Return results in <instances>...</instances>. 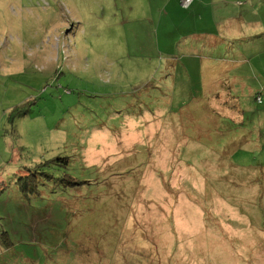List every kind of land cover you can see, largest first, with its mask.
<instances>
[{
	"label": "rangeland",
	"instance_id": "1",
	"mask_svg": "<svg viewBox=\"0 0 264 264\" xmlns=\"http://www.w3.org/2000/svg\"><path fill=\"white\" fill-rule=\"evenodd\" d=\"M214 1L0 0V264H264V0Z\"/></svg>",
	"mask_w": 264,
	"mask_h": 264
},
{
	"label": "built area",
	"instance_id": "2",
	"mask_svg": "<svg viewBox=\"0 0 264 264\" xmlns=\"http://www.w3.org/2000/svg\"><path fill=\"white\" fill-rule=\"evenodd\" d=\"M183 7H187L193 0H179Z\"/></svg>",
	"mask_w": 264,
	"mask_h": 264
},
{
	"label": "crops",
	"instance_id": "3",
	"mask_svg": "<svg viewBox=\"0 0 264 264\" xmlns=\"http://www.w3.org/2000/svg\"><path fill=\"white\" fill-rule=\"evenodd\" d=\"M215 1H219V0H215ZM215 1H214V2H211V4H213V6L216 4ZM193 2H194V0L191 2V4H192ZM211 4H210V5H211ZM213 6H212V7H213ZM210 8H211V6H210ZM210 12H211V11H210ZM214 83H215V81H214ZM212 104H214V105H216V106H217V105H220V104H218L217 101H214V103H212ZM185 134H186V133H185Z\"/></svg>",
	"mask_w": 264,
	"mask_h": 264
}]
</instances>
